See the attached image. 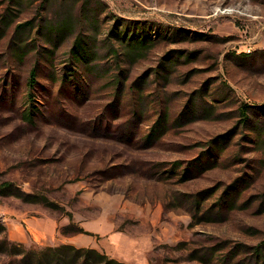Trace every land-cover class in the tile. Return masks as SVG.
Listing matches in <instances>:
<instances>
[{
    "label": "rangeland",
    "instance_id": "obj_1",
    "mask_svg": "<svg viewBox=\"0 0 264 264\" xmlns=\"http://www.w3.org/2000/svg\"><path fill=\"white\" fill-rule=\"evenodd\" d=\"M3 181L0 264H264V0H0Z\"/></svg>",
    "mask_w": 264,
    "mask_h": 264
},
{
    "label": "trees",
    "instance_id": "obj_2",
    "mask_svg": "<svg viewBox=\"0 0 264 264\" xmlns=\"http://www.w3.org/2000/svg\"><path fill=\"white\" fill-rule=\"evenodd\" d=\"M29 24L25 22L20 24L23 26ZM36 68L33 67L30 70V77L28 84L32 86L35 82ZM244 108L241 113L244 115ZM12 184L8 181H3L0 183V194L13 193ZM42 201L48 203L45 197L40 198ZM259 247V245L257 246ZM26 259L29 258V262L32 257L36 258L37 264H127L125 262L119 261L113 257H109L103 252L98 251L92 247H76L74 245L63 244L60 246H50L45 247L41 251H31L27 250L25 253ZM30 264H35L33 261Z\"/></svg>",
    "mask_w": 264,
    "mask_h": 264
},
{
    "label": "built area",
    "instance_id": "obj_3",
    "mask_svg": "<svg viewBox=\"0 0 264 264\" xmlns=\"http://www.w3.org/2000/svg\"><path fill=\"white\" fill-rule=\"evenodd\" d=\"M247 51H249V48L247 49Z\"/></svg>",
    "mask_w": 264,
    "mask_h": 264
}]
</instances>
